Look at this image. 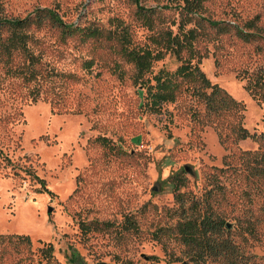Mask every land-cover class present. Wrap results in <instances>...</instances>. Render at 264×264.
Masks as SVG:
<instances>
[{
  "label": "rangeland",
  "instance_id": "rangeland-1",
  "mask_svg": "<svg viewBox=\"0 0 264 264\" xmlns=\"http://www.w3.org/2000/svg\"><path fill=\"white\" fill-rule=\"evenodd\" d=\"M178 0H0L8 17H24L36 7H52L75 26L99 28L101 37L64 36L50 25L37 31L44 61L50 67L76 75L64 79V101L73 112L54 111L44 97L33 102L0 64V115L10 117L0 130V234L28 235L31 244L0 251V264H117L127 259L136 264H182L185 245L167 238V249L153 239L152 231L173 224L180 207L170 178L179 174L187 205L210 204L225 222L237 248V264H264V192L248 184L244 167L226 173L228 184L221 194L214 187L216 168L224 157L241 150L255 151L258 142L248 138L223 145L216 129L196 121L203 105L182 93L160 113L145 106V90L133 80L135 68L120 51L118 33L124 28L130 47H154L152 35L177 28ZM153 8L154 29L138 13V5ZM204 15L240 27L255 18L259 35L245 42L232 34H213L200 40V67L211 80L245 105L244 126L264 133V102L246 89L255 72L264 73V0H206ZM116 36L108 38L110 33ZM94 59L91 70L84 59ZM118 62L125 76L113 72ZM179 65L167 55L154 64L173 71ZM24 97H14L11 86ZM105 137L106 145L99 140ZM9 156L23 169L14 175L4 166ZM30 168V170L28 169ZM26 170L30 172L27 174ZM44 181V187L34 177ZM260 186V185H259ZM50 209H52L50 211ZM135 216L139 233L119 237L106 230L83 231L81 222L112 221ZM52 244L54 256L46 259L42 248ZM119 257V259L117 258ZM203 264H227L223 259Z\"/></svg>",
  "mask_w": 264,
  "mask_h": 264
},
{
  "label": "trees",
  "instance_id": "trees-1",
  "mask_svg": "<svg viewBox=\"0 0 264 264\" xmlns=\"http://www.w3.org/2000/svg\"><path fill=\"white\" fill-rule=\"evenodd\" d=\"M176 8L179 11V20L176 30L167 28L152 35L154 47H130L129 34L124 28L116 36L119 39L120 51L126 60L133 64L135 73L133 80L145 90V106L150 112L160 113L163 106L177 101L182 93H187L192 99L203 105L201 114L194 108L192 116L202 125L213 126L223 145L237 144L241 140L252 139L259 144L255 151H239L224 157L221 168H216L213 175L214 187L209 191L221 194L224 200L228 184L224 181L226 173L236 172L234 161L240 162L246 173L248 184H257L260 193L264 192V133H252L243 123L245 105L235 99L229 92L216 83H212L200 67L201 54L198 48L199 41L212 37L211 31L217 34H234L245 42H251L259 35L260 27L258 17L247 21L243 27L229 21L213 19L204 15L206 0H178ZM140 3V0H136ZM138 13L144 24L154 29L153 8L138 5ZM45 25L58 29L64 36L79 34L81 37H101L104 35L99 28H83L66 22L59 12L52 7H36L24 17H8L0 5V64L7 76L21 80V86L33 102L44 97L51 103L54 111L73 112V107L64 101L67 81L75 79L76 75L65 73L50 67L44 61V53L40 48L41 39L37 31ZM110 33V32H109ZM112 32L108 38L116 37ZM167 55L174 56L179 65L173 71L161 68L154 72V64L163 60ZM94 59H84L82 66L91 70ZM113 72L123 79L125 71L118 62L113 66ZM10 93L14 97H24L21 88L11 86ZM246 89L250 94L264 102V73L255 72L249 79ZM10 117L0 115V130H4ZM5 126V127H4ZM4 127V128H3ZM105 145L107 138L100 137ZM0 156H3L0 150ZM4 166H11L14 175L21 174L20 165L5 155ZM30 170V168H28ZM27 174H30L26 170ZM44 187L43 179L33 174ZM176 196L180 200V207L175 210L177 219L173 224L159 226L152 231L154 240L161 242L167 249V238L175 239L185 245L182 256L171 255V261H180L182 264H203L207 260L223 259L227 264H237L239 256L237 248L230 238L227 222L210 204L204 206L200 203L187 205L184 194L180 189L184 186L181 175L171 178ZM260 185V186H259ZM83 231L106 230L114 232L121 237L125 232L139 233L138 222L133 215L125 216L120 224L112 221L81 222ZM31 244L28 235L0 234V251H6L13 245ZM43 256L52 259L54 248L52 244H45L42 248ZM119 259V257H117ZM107 264V263H106ZM117 264H136L127 259Z\"/></svg>",
  "mask_w": 264,
  "mask_h": 264
},
{
  "label": "water",
  "instance_id": "water-1",
  "mask_svg": "<svg viewBox=\"0 0 264 264\" xmlns=\"http://www.w3.org/2000/svg\"><path fill=\"white\" fill-rule=\"evenodd\" d=\"M51 210H52V209H50V211H51ZM227 226L230 227V224H227ZM101 264H106V263H101Z\"/></svg>",
  "mask_w": 264,
  "mask_h": 264
}]
</instances>
